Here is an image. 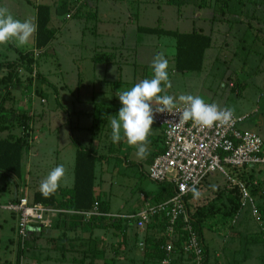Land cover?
I'll return each instance as SVG.
<instances>
[{
    "label": "rangeland",
    "instance_id": "374dc122",
    "mask_svg": "<svg viewBox=\"0 0 264 264\" xmlns=\"http://www.w3.org/2000/svg\"><path fill=\"white\" fill-rule=\"evenodd\" d=\"M65 1L70 6L69 15L55 14V6ZM180 1V5L167 4L166 0H30V3L27 0H6L0 4L17 19H31L34 23V5H49L51 20L48 26L55 33L44 49L47 52L34 58L35 77L30 75L31 79L23 81L20 89L11 91L10 100L5 104L8 113L12 109L15 112L18 109L30 110V105H33L35 111L31 112L32 117L29 115V127L36 140L30 151L25 149L22 152L21 179L0 171V205L20 194L30 198L38 189L36 185L39 186L55 167L58 159L56 144L65 143L63 133L69 128L66 112L72 122L70 125L75 127L79 110L87 112L89 107H94L92 97L107 101L97 110L110 111L116 107L119 110L121 103L116 96L117 91L130 89L139 81L151 78L150 65L159 52H164L169 61L171 83V87L161 95L169 94L176 98L181 94L199 95L207 103L232 108L235 117H245L240 127L259 136L264 144V0ZM138 27H159L177 33L197 31L209 35L211 46L204 52L201 69L178 71L174 38L137 33ZM34 38L33 34L23 47L16 46L15 42L0 45V62L17 60L20 52H34ZM94 55L97 64L93 63ZM104 55H110L114 65L100 59ZM6 74L7 69L2 68L0 77ZM104 87L109 91L99 97L98 89L104 91ZM32 89L34 92L38 89L39 94L30 99ZM25 99L30 101L25 104ZM105 119L104 136L107 134V138L102 142L107 145L111 142V127L109 118ZM62 121L66 123L64 128ZM80 124L88 127L90 117H81ZM160 130L153 123L150 135L158 137ZM9 133L20 134L15 122L10 131L1 133L0 137L5 138ZM121 135V141L115 143L116 153L121 156L117 159H125L127 165L118 163L113 166L116 158H109L105 164L95 163V186L108 203L111 215L132 214L143 208L145 203L154 204L152 196L160 189L159 184L148 178L154 146L149 143L148 154L141 159L136 155L137 149L128 145ZM103 148L98 149V154L105 156L107 152ZM36 152L37 155L34 154ZM33 166H37L35 171L31 170ZM247 172H252L258 181L264 179L263 164L248 167ZM71 173L70 166L67 185ZM207 180L214 187L226 185L225 178L218 173L210 174ZM23 186L28 190L19 193V187ZM251 197L256 207L264 208V184ZM1 207L0 264H17L14 217ZM229 225L232 228L227 231ZM136 232L137 229L130 224L127 230L130 242L118 255H114L112 249L118 239L113 232L108 231L107 235L103 231L97 232L96 235L102 236L104 255L95 264H115L114 260L116 264H159L147 261L149 257L146 255L145 258L144 249L139 245L142 242L141 231H138L137 238L134 237ZM202 237L213 264H264V221H257L248 206L240 209L239 204L233 225L232 221H227L213 230L204 227ZM27 251L22 264H25L26 256L27 263H31L33 251L28 254Z\"/></svg>",
    "mask_w": 264,
    "mask_h": 264
},
{
    "label": "trees",
    "instance_id": "16d2710c",
    "mask_svg": "<svg viewBox=\"0 0 264 264\" xmlns=\"http://www.w3.org/2000/svg\"><path fill=\"white\" fill-rule=\"evenodd\" d=\"M166 3L171 5L182 4L180 0H166ZM69 8L68 2L65 1L60 6H55L54 12L57 15H65L68 14ZM50 14V6L43 4L36 6L37 30L35 32L34 49L39 50V54L47 52L44 49L47 48L55 35L54 30L48 26ZM137 31L143 34L163 35L174 38L176 47L175 65L176 69L180 72L199 71L201 69L204 52L211 46V37L202 32L177 33L159 27H138ZM101 58L107 63H113L110 55H104ZM95 59L97 61V57ZM35 62L36 59L33 57V51L20 52L17 60L0 62V70L2 68L7 69V74L0 77V134L5 131H10L14 122L20 130L19 135L9 133L5 138L0 137V171L14 175L16 178L21 174L22 152L27 149L29 144L30 119L25 112H15L12 109L8 113V110L5 109V104L10 100L11 91L20 89L23 81L27 80V78L31 79L29 76L32 71L31 65L35 64ZM20 66L23 68V74H19L17 71ZM24 76L26 77L24 78ZM35 92V94H39L38 89ZM163 151L164 149L162 148L157 154ZM94 165L95 157L90 154V151L78 149L75 155L72 187H58L57 190L47 195L41 191L35 192L32 195L31 202L65 211L57 215L49 228L53 227L56 230L62 231L85 228L88 230L98 229L103 232H113L114 236L118 239L117 244L112 249L114 255H118V252L121 249L124 250L126 244L130 242V237L127 235L130 222L124 218L108 216V203L101 197V194H95ZM247 168L228 169V171L231 176L243 182L253 196L257 192L258 187L264 184V179L258 181L252 172H247ZM230 184L226 181V185L214 187L213 183L205 178L185 198V205L192 220V226L203 245V264H213L210 262L209 251L203 241V228L206 227L208 230H213L218 228V225L227 223V221H232L233 225L235 220L240 203V192L236 184H232L231 187L229 186ZM159 186L160 189L158 192L152 196V200L155 203L170 198L174 193L172 185L167 182L161 183ZM95 202L98 203V211L103 215L86 216L85 213L92 210ZM258 209L260 213L259 221H264V208L258 206ZM166 225V218L161 215H156L146 228L141 231L144 256L146 258L147 255V258H150L147 261L151 260L159 263L162 259L163 252L161 247L167 242V237L164 235ZM180 225L178 223L176 230L177 236L174 241L175 254L173 264H191V258L182 251L185 234H183ZM231 228L232 226L229 225L227 231ZM138 231L137 229V232L134 234L135 238H137ZM103 247L104 245L99 249L93 246L89 247L83 252L80 263L95 264L104 255ZM27 248L28 236L23 250L17 245V264L19 256H24ZM143 262L145 263V260ZM113 263L116 264L115 260Z\"/></svg>",
    "mask_w": 264,
    "mask_h": 264
},
{
    "label": "built area",
    "instance_id": "2783aa9c",
    "mask_svg": "<svg viewBox=\"0 0 264 264\" xmlns=\"http://www.w3.org/2000/svg\"><path fill=\"white\" fill-rule=\"evenodd\" d=\"M39 52L34 50L33 57L36 58ZM31 68L30 75L35 77V65L32 64ZM17 71L23 74L21 66ZM29 97L31 99L35 97L33 89ZM179 107L182 105H178ZM244 120L245 117L233 115L231 121L226 124L216 123L211 128H202L192 121L179 123L178 114L154 113V124L162 129L164 151L153 158L148 178L156 184L164 182L171 184L174 193L170 198L159 203H146L142 209L133 214L108 216L127 219L139 231H143L156 215L166 218L164 235L167 237V242L161 247L163 257L159 264H173L178 223L181 224L180 228L185 234L183 253L191 258V264H203V245L192 226L185 198L210 174L218 173L227 182L236 184L240 192V209L248 206L252 216L259 221V209L254 204L247 187L228 171V169L264 165L263 141L256 134L240 127ZM1 208L16 215L15 238L21 250L25 247L29 226L49 228L57 215L65 212L59 208L33 203L26 197H20ZM85 214L88 217L103 215L98 211L96 202L92 210ZM139 245L143 247L142 242ZM22 263L23 255H20L18 264Z\"/></svg>",
    "mask_w": 264,
    "mask_h": 264
},
{
    "label": "clouds",
    "instance_id": "9594fccd",
    "mask_svg": "<svg viewBox=\"0 0 264 264\" xmlns=\"http://www.w3.org/2000/svg\"><path fill=\"white\" fill-rule=\"evenodd\" d=\"M37 25L31 19H17L7 7H0V45L15 42L16 46H26ZM152 77L145 78L130 89L117 91L121 107L116 115H110L111 140L118 143L123 138L127 144L137 149L138 158L148 154V136L154 123V113L179 115V123L192 121L202 128H211L216 123L226 124L231 121L234 109L221 108L216 103H207L201 96L181 94L178 98L161 93L171 87L169 61L164 52L157 53L150 65ZM182 107L178 108V103ZM153 104L156 107H153ZM175 110V111H174ZM64 165H58L41 180L39 190L47 195L59 187L64 177ZM198 194V193H197Z\"/></svg>",
    "mask_w": 264,
    "mask_h": 264
},
{
    "label": "crops",
    "instance_id": "0c3cea01",
    "mask_svg": "<svg viewBox=\"0 0 264 264\" xmlns=\"http://www.w3.org/2000/svg\"><path fill=\"white\" fill-rule=\"evenodd\" d=\"M6 0H0V4L5 2ZM28 3H30V0H27ZM39 4L34 5V13H35V22H36V6ZM45 5V4H43ZM49 6V5H48ZM89 7H92L88 5ZM93 8V7H92ZM69 15V14H68ZM50 20H51V15H50ZM36 24V23H35ZM50 24V23H49ZM137 33H139L137 31ZM35 37V33H34ZM35 44V38L33 41V45ZM35 47L33 46V49ZM114 49L115 47H110V49ZM93 57V56H92ZM93 63L97 64L98 61L95 60V55L92 58ZM113 60V58H112ZM114 63V62H113ZM113 63H108L110 66L114 65ZM107 74L106 72H104ZM117 79V76H116ZM102 87V86H100ZM104 91L100 88L98 89V96L103 97L104 95L107 94L109 91L107 87H104ZM31 99V98H30ZM30 100L25 99L24 102L27 104V102ZM107 101L102 98V99H95V97H92V105L94 107H89V111L83 112L79 110V114L76 117V123L75 127L72 124L69 113H65V118L68 117L66 123L69 124V128L66 131L65 134L63 133V137H66L65 143L63 142L61 145L58 143L56 144V150L55 153L58 157L55 162V167L58 165H64L66 172L64 177L61 179L59 187L62 188H71L73 185V170H74V164H75V155L78 149L81 150H88L90 151V154L95 157V163L100 161V163L105 164L108 162L110 159L109 158H116L115 163L113 166H116L118 163L123 164L124 166L127 165V162L125 159H120L118 160L121 156L116 153L118 151L117 147L115 144L112 142L110 139V143L105 145L102 141L106 140L107 134L104 136V129L105 125L107 124V120L105 119L110 118V115H116L118 112V108L116 107L115 109H111L110 111H105V110H97V107L100 108L101 104H106ZM14 105V104H13ZM23 106V105H21ZM30 110L27 108L25 110H19L18 112H25L28 116L31 115L35 109H33V105H30ZM29 113V114H28ZM84 115V116H83ZM81 117H90V125L88 127H82L80 124V119ZM64 118V119H65ZM30 119V117H29ZM63 125L62 128L66 125L62 121ZM31 126V124H30ZM75 128L74 130L72 129ZM86 130H84V129ZM31 129V128H30ZM32 131V130H30ZM161 133L158 137H152L151 135L148 136V140L154 146L153 151H152V158L149 163V166L152 163L153 158L156 156L157 152L161 150L162 148L164 149L163 146V134H162V129L160 130ZM88 134V136H85V134ZM71 137V139H70ZM110 138V136H109ZM36 140V137L33 136V133L30 132L29 136V141L30 143L28 144V147L26 150L30 151L31 146L33 145V142ZM115 146V147H114ZM100 147H104L103 150H106L105 156L103 154H98V149ZM115 149H117L115 151ZM121 150V149H119ZM69 153H71L70 156H67ZM37 155L38 153H34ZM155 154V155H154ZM118 155V156H117ZM158 155V154H157ZM117 156V157H116ZM118 158V159H117ZM70 166H71V180H69V185L68 184V178H67V173L68 171L70 172ZM95 166V165H94ZM37 166H33L31 170L35 171V168ZM53 167V168H55ZM30 170V169H29ZM29 172V171H28ZM19 179L22 178V175L18 177ZM39 176L37 177V180H39ZM62 183V184H61ZM26 185V183H25ZM96 183L94 182V190L95 194H101V192L97 191L96 188ZM37 186V190H34L31 194V197H27V195H21L19 197H10L6 203H2L0 206H3L7 203L16 201L20 197H26L29 201H31L32 195L35 192L40 191L39 186ZM28 190L26 186L19 187V193L23 192V190ZM98 192V193H97ZM146 204V203H145ZM144 204V205H145ZM143 205V206H144ZM142 209V208H141ZM4 210V209H3ZM140 210V209H139ZM8 211V210H7ZM11 212V211H10ZM108 214H111L108 211ZM133 214V213H132ZM11 215L14 217V226H13V233H14V239L16 242L15 238V227H16V215L11 212ZM128 215V214H126ZM130 215V214H129ZM102 232L101 230L98 229H93V230H88L85 228H78L75 230H56L53 227L51 228H46L42 229L36 225H31L28 228V248H27V254L30 251L32 252L31 256V263H27V256L25 257V264H47V263H53V264H81L80 259L83 255V252H85L89 247L93 246L94 248L99 249L100 247L103 246L104 243H102V236L101 235H96L97 232ZM104 234L107 235V232H104ZM17 244V242H16ZM93 248V249H94ZM53 253H56V255H53ZM15 257V256H14ZM13 261L15 259L13 258Z\"/></svg>",
    "mask_w": 264,
    "mask_h": 264
}]
</instances>
